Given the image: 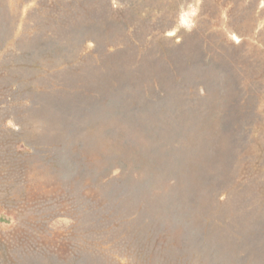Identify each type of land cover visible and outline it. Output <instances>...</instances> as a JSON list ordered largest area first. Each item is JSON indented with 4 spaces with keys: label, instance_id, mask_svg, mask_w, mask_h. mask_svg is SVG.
I'll use <instances>...</instances> for the list:
<instances>
[{
    "label": "rangeland",
    "instance_id": "1",
    "mask_svg": "<svg viewBox=\"0 0 264 264\" xmlns=\"http://www.w3.org/2000/svg\"><path fill=\"white\" fill-rule=\"evenodd\" d=\"M0 264H264V0H0Z\"/></svg>",
    "mask_w": 264,
    "mask_h": 264
}]
</instances>
